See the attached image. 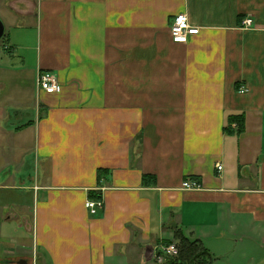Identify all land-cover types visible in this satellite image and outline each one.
<instances>
[{
    "label": "crops",
    "instance_id": "obj_1",
    "mask_svg": "<svg viewBox=\"0 0 264 264\" xmlns=\"http://www.w3.org/2000/svg\"><path fill=\"white\" fill-rule=\"evenodd\" d=\"M0 19V264H154L176 229L209 264H264V0H0ZM18 73L40 105L20 130L2 94ZM21 133L36 175L18 183Z\"/></svg>",
    "mask_w": 264,
    "mask_h": 264
},
{
    "label": "rangeland",
    "instance_id": "obj_2",
    "mask_svg": "<svg viewBox=\"0 0 264 264\" xmlns=\"http://www.w3.org/2000/svg\"><path fill=\"white\" fill-rule=\"evenodd\" d=\"M4 39V38H3ZM2 40H0V48L2 46ZM27 75V73H18L17 75H8L4 80H5V90L3 91L2 94H7L9 93V95H15L17 96L15 102L13 103H9L8 106L11 107V125L13 126H19L21 124L27 123L31 120H37V116H38V109L40 105H37V102L35 101L36 98V90L33 92V94L28 93L26 94L25 92H16L19 93L15 94V83L17 81V79L19 78H24V76ZM22 100V101H21ZM21 101V103L19 102ZM33 135L31 134H19L15 136V143L17 145V148L15 150H13L15 152V154H19L21 153L22 156V160L26 161V173L23 174H19V178L17 180L18 183H21V179H29V174H31L32 176H35L36 171H35V160L33 158V156H30L29 154L31 153L32 149H33ZM7 147L10 148L9 145H6ZM17 157V156H16ZM21 160V163H22ZM24 161V162H25ZM19 164V161L15 158H13L11 160V165H13L14 167H16V165ZM12 167V166H11ZM11 167H9V169H11ZM16 169V168H15ZM22 169V168H21ZM21 169L19 171H21ZM178 244V243H177ZM176 256V255H175ZM167 258V256L164 258V260ZM158 259L155 260V262L158 263L157 261ZM160 262V261H159ZM162 263V262H160Z\"/></svg>",
    "mask_w": 264,
    "mask_h": 264
},
{
    "label": "built area",
    "instance_id": "obj_3",
    "mask_svg": "<svg viewBox=\"0 0 264 264\" xmlns=\"http://www.w3.org/2000/svg\"><path fill=\"white\" fill-rule=\"evenodd\" d=\"M251 20L246 21V23H250ZM170 31L175 42H183L186 43L189 40V36L193 34H197L199 32V28L191 26L188 20V16L186 14H179L174 22L171 24ZM37 86L39 90L45 91L46 93H56L61 91V85L57 81L56 76L50 71L40 72L37 78ZM247 91V88H242L240 92ZM233 126L236 127V123H233ZM223 166L221 164L218 165V169L222 170ZM183 188L190 190H197L202 188L201 183L198 180H190L187 179L183 182ZM104 202L103 199H92L89 198L86 201V207L91 212V214L96 215L103 208ZM179 252L178 245L176 243H172L169 245H164L161 248V251L155 255V258L158 259V263H164V258L166 256H175ZM160 261V262H159Z\"/></svg>",
    "mask_w": 264,
    "mask_h": 264
},
{
    "label": "trees",
    "instance_id": "obj_4",
    "mask_svg": "<svg viewBox=\"0 0 264 264\" xmlns=\"http://www.w3.org/2000/svg\"><path fill=\"white\" fill-rule=\"evenodd\" d=\"M33 122L29 121L19 127L16 130H20L27 125L32 124ZM229 126L225 128L227 131H236L237 133H242L245 129V116L243 115H234L228 118ZM233 123H236V127L233 126ZM103 171L99 170V175L102 176ZM107 174V170L105 171ZM153 176H145V181L149 183V181H154ZM89 196L92 199H100L101 195L95 192H90ZM177 241L179 252L176 256H167L164 263H157L154 264H209L212 260V256L208 249L201 243L199 240H194L189 238L181 229L175 230V240L165 241V245L172 244L173 242Z\"/></svg>",
    "mask_w": 264,
    "mask_h": 264
},
{
    "label": "water",
    "instance_id": "obj_5",
    "mask_svg": "<svg viewBox=\"0 0 264 264\" xmlns=\"http://www.w3.org/2000/svg\"><path fill=\"white\" fill-rule=\"evenodd\" d=\"M4 30H5V26L3 21L0 19V39L2 38L3 34H4ZM25 261L19 262V264H25Z\"/></svg>",
    "mask_w": 264,
    "mask_h": 264
}]
</instances>
